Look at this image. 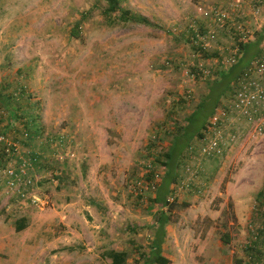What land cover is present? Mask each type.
<instances>
[{
    "label": "rangeland",
    "instance_id": "1",
    "mask_svg": "<svg viewBox=\"0 0 264 264\" xmlns=\"http://www.w3.org/2000/svg\"><path fill=\"white\" fill-rule=\"evenodd\" d=\"M120 4L153 25L108 18L104 0H0V142L18 148L9 156L0 143V264H110L112 249L141 264L172 134L239 42L264 33V0L243 15L231 0ZM219 7L224 23L205 15ZM240 77L175 168L170 264H264V102L252 119L239 114ZM21 158L31 183L19 176L12 189L7 169Z\"/></svg>",
    "mask_w": 264,
    "mask_h": 264
},
{
    "label": "trees",
    "instance_id": "2",
    "mask_svg": "<svg viewBox=\"0 0 264 264\" xmlns=\"http://www.w3.org/2000/svg\"><path fill=\"white\" fill-rule=\"evenodd\" d=\"M106 7L104 9L105 16L110 18L116 15V19L121 22H133L145 25H153L145 16L139 15L125 9L121 6L120 0H104ZM264 38V33L260 34L254 41L239 42L238 46L242 52L241 57L236 63L232 64L226 71L219 72L217 78L210 80L207 83L208 92L203 95L200 101L196 104L193 111L185 117V124L178 126L176 132L172 134L170 146L162 154L164 160L161 161L165 166V172L158 180L155 186L156 194L152 199L158 204V211L155 218V228L152 238L146 252H141V264H170V259L163 254L162 244L166 236V224L170 222V211L175 204V199L171 198V185L177 182L178 174L176 166L179 158L182 157L185 149L190 146V141L195 135L202 137L201 131L205 129L209 117L213 114L217 107L220 98L230 88V84L237 80L240 74L246 70L250 63L256 59L264 57L263 49L260 43ZM254 53H250L251 50ZM18 95H23L21 91H17ZM15 95H11V98ZM34 161V159H33ZM32 162V160H31ZM262 194V190L258 195ZM186 206V204H184ZM25 227L24 219L19 220L15 229L17 231ZM227 241V240H225ZM257 244L260 242H256ZM106 255L110 258V264H125L127 253L125 251L109 250Z\"/></svg>",
    "mask_w": 264,
    "mask_h": 264
},
{
    "label": "built area",
    "instance_id": "3",
    "mask_svg": "<svg viewBox=\"0 0 264 264\" xmlns=\"http://www.w3.org/2000/svg\"><path fill=\"white\" fill-rule=\"evenodd\" d=\"M250 4V0H231V7L232 11L234 13H237L239 15H243L244 8ZM225 7V6H224ZM210 13V14H209ZM205 15H211L212 20L219 21V23H224L227 18L230 17L229 12L227 10H223L222 7L215 8L211 10L210 12H205ZM201 40H205L208 38V36H201ZM247 41V40H246ZM239 55L235 58H233V62L236 63L239 57H241L242 52L239 50ZM238 54V53H237ZM264 54V52H263ZM263 58V57H262ZM235 59V60H234ZM233 63V64H234ZM261 64L259 62V59H256L250 63V65L244 70L240 76L242 77V85L238 89L236 93V104L237 110L241 116L248 117L249 119H252L253 112L257 109V105L259 102H264V88L261 86L260 82L254 78L255 72L262 71L261 66H257V64ZM232 65V64H231ZM240 77V78H241ZM221 115H224V113H221ZM2 139V136H0V140ZM3 144L4 151L7 155L12 156L15 155L17 152V146L12 142H0ZM217 144L215 142L211 143V145H207L203 148L204 152H209L211 149H215L214 146ZM217 148V146H216ZM20 164L15 169L8 168L7 171L9 173V179L8 184L9 187L13 189L16 186H13L17 183L14 181H19V176L23 177V182L27 184L31 183V178L28 176V169L31 166L30 159L21 158ZM20 184V183H19ZM139 187L141 188H147L149 186L148 183L145 185L143 182H137ZM155 184H152V187L155 188ZM170 200V199H169Z\"/></svg>",
    "mask_w": 264,
    "mask_h": 264
},
{
    "label": "crops",
    "instance_id": "4",
    "mask_svg": "<svg viewBox=\"0 0 264 264\" xmlns=\"http://www.w3.org/2000/svg\"><path fill=\"white\" fill-rule=\"evenodd\" d=\"M81 143H85V142H81ZM34 167H35V169L38 168V167L40 168V166H37L36 163H35ZM86 206H87V208H88L89 210L92 211V209H91V207H90V204H86ZM64 208H66V210H70V211H72V209L74 208V206H73V204L67 203V204L65 205ZM66 210H65V211H66ZM63 213H64V212H63ZM64 217H65V216L63 215L62 218H64Z\"/></svg>",
    "mask_w": 264,
    "mask_h": 264
}]
</instances>
